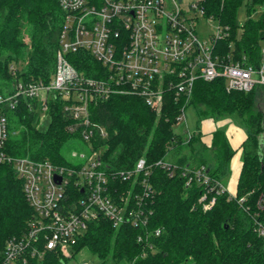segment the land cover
I'll return each mask as SVG.
<instances>
[{"label":"trees","instance_id":"trees-1","mask_svg":"<svg viewBox=\"0 0 264 264\" xmlns=\"http://www.w3.org/2000/svg\"><path fill=\"white\" fill-rule=\"evenodd\" d=\"M242 0H204L206 16L228 27L229 37L220 42L235 58L246 56L251 63H260L261 41L264 40V12L251 17L255 4L264 0H249L248 18L240 30L236 11ZM64 12L57 0H0V93H9L18 77L27 82L51 79L55 67ZM229 46H231L229 48ZM72 63L87 77H99L100 65L86 54L70 57ZM85 58V59H84ZM21 64L18 77L10 70ZM101 71V72H100ZM228 92L223 80L197 81L188 107L199 121L218 122L234 119L247 135L240 145L241 170L235 198L228 192L218 195L216 203L204 212L199 203L202 188L194 183L186 186L180 175L171 177L159 166L152 168L154 189L153 215L150 227L162 228L160 236L150 238L149 246L138 242L141 230L133 227L115 229L100 217L73 247L72 256L84 248L106 260L127 264H264V237L255 229V218L264 223V209L257 202L264 193V109L258 104L259 93ZM181 106L168 97L162 114L152 111L134 96H116L91 107L92 121L101 124L109 137L105 153L112 170L132 169L140 158L149 165L159 160L173 165H205L211 176L222 183L236 151L226 131L212 132L211 144L203 141L199 131L191 137L175 131V121ZM10 127L15 132L8 151L17 157L49 159L67 164L61 155L64 143L72 138L66 131L68 120L58 108L52 112L45 131L38 115L25 107L10 113ZM122 188L129 185L119 183ZM246 212L238 199L247 196ZM34 217L27 203L22 182L10 166L0 167V257L7 240L23 235ZM152 246V249H150ZM145 254V255H143ZM33 264H65L56 252Z\"/></svg>","mask_w":264,"mask_h":264},{"label":"built area","instance_id":"built-area-1","mask_svg":"<svg viewBox=\"0 0 264 264\" xmlns=\"http://www.w3.org/2000/svg\"><path fill=\"white\" fill-rule=\"evenodd\" d=\"M57 1L64 23L51 79L27 82L11 65L12 75L18 78L9 93H0V167H12L34 212L27 231L7 240L0 264H33L50 251L64 260L71 258L78 239L100 217L115 229L141 230L137 240L148 247L150 238L162 233V228L150 227L154 166L166 169L171 177L180 175L186 186L198 184L204 212L213 208L218 195L228 192L229 199L235 198L205 165L179 166L163 160L149 165L140 158L132 169L112 170L105 158L109 146L101 145L109 135L92 121V106L116 96H134L162 114L172 96L181 106L175 121L178 126L186 121L197 81L223 80L228 92L264 89V48L258 64L246 56L235 58L220 45L230 35L228 27L220 24L210 44L200 39L198 18L214 19L206 16L204 0L187 5L184 0ZM78 54L89 55L100 65L99 77L78 71L70 58ZM22 106L38 115L40 126L60 109L68 120L66 131L91 150L90 155L72 154L85 162L58 164L12 155L8 143L15 132L9 115ZM119 183L129 186L122 188ZM247 200L248 195L238 199L246 212L250 211ZM257 205L264 209V193ZM255 229L264 237V223L257 218Z\"/></svg>","mask_w":264,"mask_h":264},{"label":"rangeland","instance_id":"rangeland-1","mask_svg":"<svg viewBox=\"0 0 264 264\" xmlns=\"http://www.w3.org/2000/svg\"><path fill=\"white\" fill-rule=\"evenodd\" d=\"M194 0H184L185 5ZM248 3L249 0H242L241 4L238 6L236 11V24L241 30L245 25L248 18ZM264 12V3H257L254 6V9L251 13V17L256 19ZM218 22L215 19H204L198 18L196 21V31L201 40L210 44L211 35L216 32ZM261 47L264 48V40L261 41ZM17 69H21V64L13 63ZM259 106L264 109V92L259 93ZM186 121L182 125L175 126V131L180 132L183 136L188 137L192 134L201 132L212 133L215 129L221 128L226 131L227 136L229 137L232 144V147L237 152L232 164L229 167L228 173L224 176V181L227 184L230 180L228 175L230 168L232 171H237L240 166V143L243 137L247 134L245 128H243L237 121L231 118L220 120L218 122L213 121H199L194 109L190 106L187 108L185 113ZM49 125V119H45L44 123L41 126V130L45 131ZM77 152L78 154L90 155V148L82 141L74 139L73 137L66 141L61 149V155L67 161V164H83L85 162L82 158L73 157V153ZM196 166V165H192ZM65 264H127L124 261L114 260L112 257L107 258L106 260L101 259L98 254L91 252L88 248L82 249L80 252L67 258Z\"/></svg>","mask_w":264,"mask_h":264},{"label":"crops","instance_id":"crops-1","mask_svg":"<svg viewBox=\"0 0 264 264\" xmlns=\"http://www.w3.org/2000/svg\"><path fill=\"white\" fill-rule=\"evenodd\" d=\"M204 134L203 136V141L210 145L211 144V139H212V133H206V132H202ZM247 135V134H246ZM246 135L243 137L241 143L243 142V140L245 139ZM229 138V137H228ZM230 144H231V141L230 140ZM240 143V144H241ZM232 146V144H231ZM233 148V147H232ZM234 149V148H233ZM235 150V149H234ZM237 153V152H236ZM235 157V156H234ZM234 160V158L232 159V161ZM240 160H241V153H240ZM232 161H231V164H232ZM230 164V165H231ZM241 165L242 163L240 162V166L239 168L237 169V171H232V169L230 168V172H229V176H230V180L229 182L226 184L225 181L223 180L224 177L222 178V184L228 189V191H230L231 193L234 194V192L236 191V186H237V181H238V177H239V174H240V170H241Z\"/></svg>","mask_w":264,"mask_h":264}]
</instances>
